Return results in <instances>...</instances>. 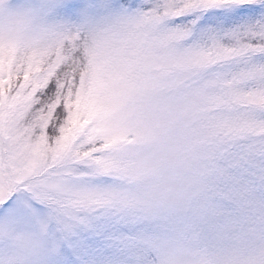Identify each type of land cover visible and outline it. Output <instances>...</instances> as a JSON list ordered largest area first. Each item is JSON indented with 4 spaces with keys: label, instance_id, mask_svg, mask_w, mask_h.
<instances>
[{
    "label": "snow or ice",
    "instance_id": "1",
    "mask_svg": "<svg viewBox=\"0 0 264 264\" xmlns=\"http://www.w3.org/2000/svg\"><path fill=\"white\" fill-rule=\"evenodd\" d=\"M0 264H264V0H0Z\"/></svg>",
    "mask_w": 264,
    "mask_h": 264
}]
</instances>
